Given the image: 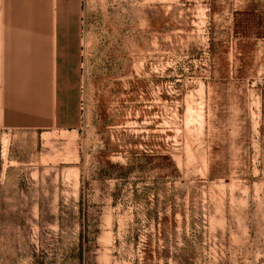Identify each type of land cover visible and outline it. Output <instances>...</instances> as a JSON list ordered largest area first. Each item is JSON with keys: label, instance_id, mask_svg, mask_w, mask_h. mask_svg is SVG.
Listing matches in <instances>:
<instances>
[{"label": "rangeland", "instance_id": "rangeland-1", "mask_svg": "<svg viewBox=\"0 0 264 264\" xmlns=\"http://www.w3.org/2000/svg\"><path fill=\"white\" fill-rule=\"evenodd\" d=\"M48 2L72 46L1 99L0 264H264V0Z\"/></svg>", "mask_w": 264, "mask_h": 264}, {"label": "crops", "instance_id": "crops-1", "mask_svg": "<svg viewBox=\"0 0 264 264\" xmlns=\"http://www.w3.org/2000/svg\"><path fill=\"white\" fill-rule=\"evenodd\" d=\"M44 1L0 0V120L1 99L3 96H13L15 90L16 96H19V81L24 82V87L28 80H44L43 66L49 65L51 59L57 65L58 72L64 75L66 50L72 46L69 36L71 31L61 14L58 24L50 25L47 13L49 0H46V10ZM39 11L41 18L38 19ZM23 103L21 110L24 112L23 120L26 121L28 113L33 116L34 105L28 104L26 100ZM6 104L7 101H4V107ZM18 113L17 109V118Z\"/></svg>", "mask_w": 264, "mask_h": 264}]
</instances>
